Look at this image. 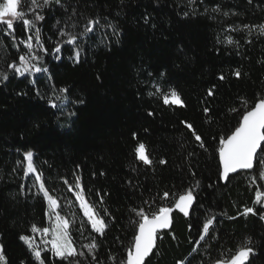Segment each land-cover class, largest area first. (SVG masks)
Here are the masks:
<instances>
[{
	"label": "trees",
	"instance_id": "16d2710c",
	"mask_svg": "<svg viewBox=\"0 0 264 264\" xmlns=\"http://www.w3.org/2000/svg\"><path fill=\"white\" fill-rule=\"evenodd\" d=\"M62 3L65 7L45 8V20L38 24L48 54L33 40V54L40 59L31 63L47 68L46 73H35V68L33 75L13 73L8 64L18 63V56L27 53L20 40L35 30L25 33L16 24L13 46L12 35L3 34L11 30L0 25V72L9 75L7 81L0 80V246L7 264H38L19 237H32L33 224L47 227V205L43 194H37L35 173L25 177L24 156L29 151L46 189L58 200L57 211L69 222L74 248L85 254L75 257L79 264H92L86 246L93 240L99 245L93 250L99 261L126 260L134 243L133 221L139 220L133 209L171 206L187 189L195 196L189 216L172 213L170 230L158 234L145 264H212L222 253L224 258L233 254L247 237L255 250L247 264H264V209L255 203L256 191L264 192V181L252 183L257 174L252 169L222 184L217 151L219 138L238 125L244 101L251 107L264 97V35L259 27L264 25V0ZM28 12L31 16L33 9ZM69 17L81 27L71 28ZM86 18L100 23L94 33L77 41V63L76 46L63 44L59 32L82 31ZM58 43L61 52L53 54ZM60 88L69 92L60 93ZM172 89L183 107L164 104L163 96ZM49 100L60 108H50ZM70 112L76 115L70 117ZM182 122L193 125L207 151ZM139 143L145 144L150 165L137 159ZM76 176L87 200L104 218L103 236L92 230L74 191H69ZM246 208L257 214L244 215ZM212 216L209 235L193 253L203 223ZM44 249L49 248L39 249L42 259L48 257L45 264H65Z\"/></svg>",
	"mask_w": 264,
	"mask_h": 264
},
{
	"label": "snow or ice",
	"instance_id": "6c2138e0",
	"mask_svg": "<svg viewBox=\"0 0 264 264\" xmlns=\"http://www.w3.org/2000/svg\"><path fill=\"white\" fill-rule=\"evenodd\" d=\"M189 2L195 3V0H189ZM249 2H251V0H249ZM52 4L65 7L62 0H43L42 4L39 3V0H3V2L0 3V25H4L7 30H11V32L5 31L3 34L6 36L12 35L13 46L16 44V37L14 35V26L16 24H21L25 33L35 30L34 35H28L26 39L20 40V43L27 49V53L18 56V63L12 62L8 64V67L13 70L15 75H33V68H35V73H46L48 71L45 67H35L31 62L40 59L38 55L33 54V40H35V43L40 46L45 55L48 54V50L44 48L42 44L41 29L38 27V24L45 20V15L42 14L44 9ZM29 7L33 9L31 16L28 12ZM36 9H39V11H36ZM213 11H219V8H215ZM187 14L188 13H185V15ZM224 15L227 16L228 13H224ZM75 16L76 12L73 10L72 17ZM72 17H69V20L72 21L70 27L73 29L80 28V22L73 21ZM99 23L100 21L98 18H86V23L82 25V31L65 32L64 30H61L59 32V35L64 37L63 44L76 46L77 50H75L73 56L75 62H80V50L77 41L81 37H86L89 36V34L94 33V29ZM108 27L113 26L108 25ZM245 27L247 28L250 26ZM259 27L260 34L264 35V25H260ZM228 43L232 44L233 41L229 39ZM17 51H19V49H17ZM52 51L53 54L60 53L61 44L58 43ZM163 75L164 74L161 73V76ZM235 75L239 77L240 72L237 71ZM8 78L9 75L7 72H0V80L7 81ZM223 78V76L220 77V79ZM156 91L160 92L161 90L157 88ZM59 92L66 94L69 92V89L60 88ZM37 95H40V93L37 92ZM149 95L151 96L153 93H149ZM208 95H213L211 90H209ZM56 99L61 100V97L57 96ZM65 99H67V97H65ZM80 102L82 103L83 101ZM163 102L165 105L172 104L181 107L184 106L181 97L174 89H172L169 94L163 96ZM48 106L50 108H60V105L52 100H49ZM244 106L245 110L235 129L231 131L230 134H226L219 138V148L217 151L219 156V168L221 169L220 179L226 182L229 181L230 174H235L241 170L252 169H255L257 173L252 177V183H255L257 179L264 181V97L254 101L251 107H248L247 101H244ZM232 111H236V109L233 108ZM204 112L207 115L209 109L205 108ZM75 115V112L69 113L70 117ZM148 115L151 116L153 113L149 112ZM182 123H185L192 131V135L195 140L199 142V146L207 151L201 135L196 132L193 125L189 122ZM135 152L137 159L142 161L145 165H150L152 163L151 159L146 154V146L144 143H139L135 148ZM24 159L27 161L25 177H27L29 173H35V181L39 183V193L37 194H43V198L47 201L49 209L48 212H46V215L50 220L54 219V223L51 227H38L33 224L31 226V231L33 233L39 232L45 236L51 235V240L44 241L45 244H50L51 248L44 249L43 251H51L53 257L59 258L61 261L65 262V264H79V261L75 260V257H82L85 254L83 252H77L74 248V241L69 232V222L61 217L57 211L59 208L58 200L50 195L49 191L46 189L45 183L42 179L43 174L38 172L34 164V154L29 151L25 153ZM160 163L164 164L166 161L161 160ZM64 182L66 184L68 183L67 180ZM74 189H80V191L75 192V195L92 230L100 236H103L106 229L104 218L95 211V205L87 200L79 176L75 177L74 187L69 185V191H74ZM97 195H99V193H97ZM175 195L176 194L174 193L173 196ZM163 197L167 199L169 193L165 191ZM255 197V203L264 206V197H262L260 191H256ZM194 200L195 196L193 190L187 189L178 194V198L175 199L174 204L171 206L161 205L152 210H146L143 207L139 208V210L133 209L136 216L139 217L138 221H133L136 226L134 243L127 250L126 260L122 259L120 264H145L146 259L153 254V249L156 248L158 233L163 229L169 228L172 223V213L178 211L185 217H188ZM101 203H103L102 198ZM144 203L148 204L149 202L144 201ZM105 211L107 210L105 209ZM249 213L253 215L257 214L253 208H246L243 214L247 215ZM260 219L264 220V215H261ZM214 220L215 216H212L203 223L202 234L199 235L196 247L192 249L193 253L197 252L198 248L201 246L200 242H204L205 238L209 235L210 226L213 225ZM19 238L25 242L38 264H45V260H47L48 257L45 256L43 259L41 258V250H38L37 247L33 246L32 238L27 235H21ZM160 238L162 239V236ZM173 238L175 239L174 236ZM252 244L253 242L251 238L247 237L237 246V250L233 254L224 258V254L222 253L220 257H217L212 262V264H247L250 256L255 254ZM86 247L88 248V254L91 255L92 264H104L103 261H99L97 256L93 254V250H96L99 247L95 240ZM228 251L231 252V250ZM0 264H7L2 246H0ZM21 264H24V262L22 261ZM179 264H184V262H179ZM188 264H191V261H189Z\"/></svg>",
	"mask_w": 264,
	"mask_h": 264
},
{
	"label": "rangeland",
	"instance_id": "374dc122",
	"mask_svg": "<svg viewBox=\"0 0 264 264\" xmlns=\"http://www.w3.org/2000/svg\"><path fill=\"white\" fill-rule=\"evenodd\" d=\"M25 167L27 168V161H25ZM29 175H32V176H34V173H29ZM78 191H80V189H75L74 190V194H75V192H78ZM262 197H264V192L262 193ZM75 199H76V201H77V203H78V206L80 207V204H79V201L77 200V198H76V195H75ZM45 202H46V205H47V212H48V204H47V201L45 200ZM81 209V208H80ZM81 211H82V213H83V210L81 209ZM83 215H84V213H83ZM85 218L87 219V217L85 216ZM88 220V219H87ZM89 222V221H88ZM54 223V219H52V220H50L49 219V217L47 216V227H51V225ZM32 238V242H33V246L34 247H37L38 248V250L40 249V248H44V247H48L49 249L51 248V245L50 244H45L44 243V241L45 240H51L52 239V237H51V235H47V236H45V235H43V234H41V233H39V232H37V233H33V236L31 237Z\"/></svg>",
	"mask_w": 264,
	"mask_h": 264
},
{
	"label": "water",
	"instance_id": "95a60500",
	"mask_svg": "<svg viewBox=\"0 0 264 264\" xmlns=\"http://www.w3.org/2000/svg\"><path fill=\"white\" fill-rule=\"evenodd\" d=\"M218 158H219V156H218ZM220 171H221V169H220ZM250 171H251V170H241V171H239V172H237V173H235V174H230V177L235 176V175H238V174H241V173H248V172H250ZM220 180H221V183H222V184H225V183H226V181H224V180H222V179H220ZM262 207H263V209H264V206H262ZM170 228H171V224H170L169 228L161 230L158 234H160V233H162V232H167V231L170 230ZM153 250H154V249H153Z\"/></svg>",
	"mask_w": 264,
	"mask_h": 264
}]
</instances>
